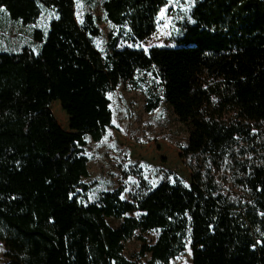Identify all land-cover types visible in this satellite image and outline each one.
<instances>
[{
	"label": "trees",
	"instance_id": "obj_1",
	"mask_svg": "<svg viewBox=\"0 0 264 264\" xmlns=\"http://www.w3.org/2000/svg\"><path fill=\"white\" fill-rule=\"evenodd\" d=\"M96 1L78 21L75 0H0L26 22L53 12L31 33L39 50H0L4 264H138L124 242L149 230L154 241L138 236L151 264H168L188 240L192 264H264V0H196L176 19V45L148 49L136 44L156 32L167 0H100L107 30ZM122 83L145 85L148 111L165 102L185 124L192 180L85 200L89 141L106 134Z\"/></svg>",
	"mask_w": 264,
	"mask_h": 264
},
{
	"label": "rangeland",
	"instance_id": "obj_2",
	"mask_svg": "<svg viewBox=\"0 0 264 264\" xmlns=\"http://www.w3.org/2000/svg\"><path fill=\"white\" fill-rule=\"evenodd\" d=\"M85 1L75 0L78 21L82 19ZM195 2L196 0H167V4L158 14L156 32L136 45L145 49L151 46H175L171 35L177 28L176 19L188 16ZM92 11L99 17L100 25L107 30L110 25L103 20L100 0L96 1ZM52 15V10L46 8L39 20L26 22L11 18L7 9L0 6V33L10 38L8 41L0 37V50L21 49L24 44L39 50V43L32 39L31 33L36 27H48ZM120 45L133 46L131 41L124 38L120 40ZM96 46L101 48L102 41L97 40ZM110 97L112 123L100 141H89V175L84 178L89 190L82 193V197L85 200H94L101 191L120 186L123 187L122 195L127 197L141 188L144 182L152 187L164 179L179 178L190 183L192 172L185 158L181 157L179 146L186 141L187 131L185 124L173 110L165 102H161L157 109L148 111L145 108V85L134 87L131 83H122ZM53 102L57 120L62 127L71 130L70 114L59 99ZM138 234L152 242L157 231H138L125 240L124 255L138 264H151L148 261L149 255L140 252L142 240ZM5 249V243L0 241V264H4L6 260ZM168 264H192L190 240L185 249Z\"/></svg>",
	"mask_w": 264,
	"mask_h": 264
},
{
	"label": "crops",
	"instance_id": "obj_3",
	"mask_svg": "<svg viewBox=\"0 0 264 264\" xmlns=\"http://www.w3.org/2000/svg\"><path fill=\"white\" fill-rule=\"evenodd\" d=\"M0 37L6 39V40H8V41H9V39H10L9 37H6V35L1 34V33H0ZM14 43L17 44V42H14Z\"/></svg>",
	"mask_w": 264,
	"mask_h": 264
}]
</instances>
